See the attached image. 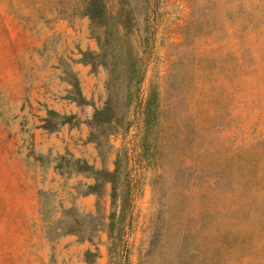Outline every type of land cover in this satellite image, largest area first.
<instances>
[{
    "label": "rangeland",
    "instance_id": "374dc122",
    "mask_svg": "<svg viewBox=\"0 0 264 264\" xmlns=\"http://www.w3.org/2000/svg\"><path fill=\"white\" fill-rule=\"evenodd\" d=\"M0 264H264V0H0Z\"/></svg>",
    "mask_w": 264,
    "mask_h": 264
},
{
    "label": "trees",
    "instance_id": "16d2710c",
    "mask_svg": "<svg viewBox=\"0 0 264 264\" xmlns=\"http://www.w3.org/2000/svg\"><path fill=\"white\" fill-rule=\"evenodd\" d=\"M72 86H73L75 91L78 90V84H77L76 79H74V82L72 83ZM84 168H87V167H84ZM105 174L110 177V176L114 175V172L113 173L112 172H106ZM97 175H98V173H97ZM97 175L95 176V179H98ZM97 184L98 183H95L94 185H90L89 186L91 192L96 190V187L98 186Z\"/></svg>",
    "mask_w": 264,
    "mask_h": 264
}]
</instances>
